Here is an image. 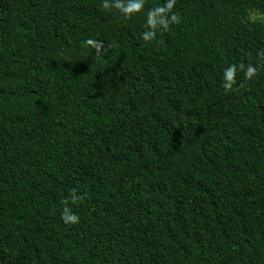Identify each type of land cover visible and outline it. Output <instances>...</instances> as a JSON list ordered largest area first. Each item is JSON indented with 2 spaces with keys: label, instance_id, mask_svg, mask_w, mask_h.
<instances>
[{
  "label": "trees",
  "instance_id": "obj_1",
  "mask_svg": "<svg viewBox=\"0 0 264 264\" xmlns=\"http://www.w3.org/2000/svg\"><path fill=\"white\" fill-rule=\"evenodd\" d=\"M117 2L0 0V264H264V0Z\"/></svg>",
  "mask_w": 264,
  "mask_h": 264
},
{
  "label": "clouds",
  "instance_id": "obj_2",
  "mask_svg": "<svg viewBox=\"0 0 264 264\" xmlns=\"http://www.w3.org/2000/svg\"><path fill=\"white\" fill-rule=\"evenodd\" d=\"M104 7L105 8H109L110 5L107 3V0H105L104 3ZM115 7L122 9V11H124L125 13H131L134 11H140L142 8V2H136V0H132V2H130L127 7H125L122 3L117 2L115 4ZM168 9L172 8V3L168 4ZM164 11L163 9H159L156 12H150L149 13V17H148V24L152 27L155 28L157 26V24H161L164 25L165 27H167V22L165 20H157V15L159 14V12ZM178 17L177 16H173L172 17V21L173 22H178ZM155 35V32H146L143 34V38L145 40H149L151 39L153 36ZM241 68H243V65H240ZM235 73H236V66L233 65L231 67H229L226 72H225V80L226 83H224L223 87L225 89V91H230L233 87V85L236 83L235 80ZM256 74V69L252 66H249L247 68V71L245 73L246 78L251 79L254 75ZM73 200H75V197H73ZM62 203L67 204V200L62 201ZM65 222H71V223H76L78 222V217L75 214H70V210L66 207L64 209L63 212V217H62Z\"/></svg>",
  "mask_w": 264,
  "mask_h": 264
}]
</instances>
